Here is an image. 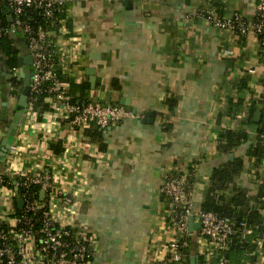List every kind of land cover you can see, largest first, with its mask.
<instances>
[{"label":"crops","instance_id":"obj_1","mask_svg":"<svg viewBox=\"0 0 264 264\" xmlns=\"http://www.w3.org/2000/svg\"><path fill=\"white\" fill-rule=\"evenodd\" d=\"M215 3L224 15L239 13L249 23L257 11L256 0L67 1L70 30L59 41L67 50V76L76 83L90 82L87 72L94 70L96 87L87 93L89 100L110 99V104L121 105L123 99L125 107L137 110L139 120L154 114L153 122L137 124L133 117L111 124L103 149L97 139L75 132L67 120L54 115L48 97L38 102L32 115L25 112L26 123L14 140V168H6L2 160L0 169H11L14 177L52 171L57 190L73 198L68 210L58 201L56 214L79 235L92 238L93 264H166L176 232L170 228L161 189L175 168L188 172L198 164L191 191L195 209L207 196L213 171L234 156L244 161L238 184L252 196L264 185V159L257 164L247 155L264 109L247 128L251 140L235 155H220L214 148L221 128L242 126L240 116L218 118L228 98H242L249 109L251 92L264 95V68L254 30L240 41L205 22L200 13ZM10 37L19 57L30 55L23 38ZM226 50L231 51L228 57L223 55ZM239 69L251 76L249 90L232 88ZM13 70L6 67L0 50V149L23 89L22 84L12 91ZM168 96L173 97V110L163 118ZM16 164L22 173L14 170ZM10 202L7 194H0L1 218L11 215ZM193 226L189 223L187 236L195 247L192 261L198 258L195 264H201V256L207 264V246L196 219ZM258 254L257 264H264V246Z\"/></svg>","mask_w":264,"mask_h":264},{"label":"built area","instance_id":"obj_2","mask_svg":"<svg viewBox=\"0 0 264 264\" xmlns=\"http://www.w3.org/2000/svg\"><path fill=\"white\" fill-rule=\"evenodd\" d=\"M67 1L0 0V25L3 15L10 20V25L0 26V35L23 38L33 57L31 95L26 112L32 115L39 98L46 94L52 99L51 110L54 115L67 120L75 132L85 133V129L93 125L106 129L111 124L133 118V112L122 105L102 104L92 100L70 102L69 85L61 80V74L69 75L67 50L59 42L62 35L70 30L67 27L68 18L62 20L60 29L50 30L26 17L28 9L37 10L48 20L67 14ZM256 4V20L252 24L239 13L220 15L215 8L202 11L201 18L213 27L234 35H247L252 29L257 38L264 37V0H256ZM3 9L6 11H2ZM223 55L228 57L231 51L226 50ZM18 72L20 74V68L13 70L12 79H21ZM17 152L18 146L13 143L3 159L7 163L6 168L13 164ZM16 168L15 171L22 173L18 164ZM5 175L10 180L14 179L11 169H0V194H7L13 210L7 218L0 217V264H93L88 252L90 248L93 249L92 238L89 235H79L56 214L58 201H62L68 210L73 205V198L57 190L52 171L43 169L32 177L23 173L19 176L21 181L14 182L13 187L6 185ZM188 176L184 170L175 168L166 175L162 185L161 192L169 207L170 228L176 232V238L169 243L166 264L184 262L181 248L187 245L191 216L198 221L200 235L206 242L207 250L203 257L207 264L216 255L220 256L221 252L229 250L232 237L238 232H242V240L253 233L246 222H236L215 212L195 209L188 188ZM32 186L40 188L39 196L37 192L30 194ZM20 188L22 192L19 191ZM42 192L45 193L44 200H41ZM16 200L24 202L23 207L19 206L23 209L21 215H16ZM10 220L14 224H10ZM219 264H228L227 258L222 257Z\"/></svg>","mask_w":264,"mask_h":264},{"label":"trees","instance_id":"obj_3","mask_svg":"<svg viewBox=\"0 0 264 264\" xmlns=\"http://www.w3.org/2000/svg\"><path fill=\"white\" fill-rule=\"evenodd\" d=\"M213 8L220 15L225 13L220 8L218 3H215ZM2 11H6L3 9ZM201 15V13H200ZM27 18H32L38 25L44 26L46 29L58 30L61 27V22L63 19L68 18L66 13L62 15H57L56 18L48 20L44 18L37 10L28 9ZM256 20V15L252 23ZM249 23V22H248ZM249 23V24H252ZM2 26L10 25V20L3 15ZM0 25V26H1ZM69 19L67 21V27L70 28ZM236 37L241 41L244 40L246 35L242 33H237ZM259 47V64L264 68V37L258 38ZM0 50L3 54L5 65L8 69L19 68V54L20 51L15 45V41L9 35H0ZM239 76L233 82L232 88L237 91L249 90V83L251 81V76L248 75L247 71L244 69L238 70ZM61 80L69 85L68 95L70 96L71 103L77 102H87L89 101L87 93L91 90V84L88 80H84L81 83H76L72 78L67 75L61 74ZM12 91L17 92L18 86L23 84L22 79H12ZM264 87V79L261 80ZM251 101L249 102V109H246L245 100L235 96L228 98L225 109L219 114V119L223 116H227L231 119H236L238 116L241 117L240 124L241 127L236 128H221L219 132V137L215 141L214 148L220 155H230L234 154L240 147L247 144L251 140V136L247 128L254 124V116L257 111H263L264 109V95H253ZM48 95H42L39 98V102H44V99L48 98ZM173 101L172 96H168L164 102V107L162 108L161 115L166 118V113H171L173 107L171 102ZM118 105V104H115ZM129 109V108H128ZM46 110H49L47 107ZM264 120L260 123L261 126L257 131L255 137V144H251L248 148L247 155L249 157H254L257 164L262 162L264 159ZM263 123V124H262ZM107 129V128H106ZM106 129H100L97 126H91L85 129V134L92 137L94 140L98 141L101 148H105L104 143V133ZM58 153L61 152L60 149H56ZM235 155V154H234ZM189 170L188 173V188L192 191V185L196 179V166ZM244 171V161L240 158L234 156L232 160L228 163L220 166L213 171L210 178V184L207 196L201 206L204 211H211L217 213L221 217H228L234 219L236 222H246L249 227L252 228L253 233L249 235L246 239L242 240V232H238L232 237L230 242V248L226 252H221L220 256H215L211 264H219L222 257H226L228 264H257L259 258V247L264 246V217L262 215V210H264V185L261 186L259 193L255 196L250 194V191L245 187L238 184L237 179ZM6 185L13 187L14 182H20L19 177H14L10 180L8 176L5 175ZM22 192V189L20 190ZM30 194L37 192V196L40 195V188L37 186H32L30 188ZM16 215H21L23 209L18 207L16 200L15 204ZM187 245L181 248V254L183 256L184 262L182 264H192V253L195 250L193 243L190 239H187ZM90 254V260L93 261L94 250L90 248L88 250ZM199 263L205 264L203 258L199 256Z\"/></svg>","mask_w":264,"mask_h":264},{"label":"water","instance_id":"obj_4","mask_svg":"<svg viewBox=\"0 0 264 264\" xmlns=\"http://www.w3.org/2000/svg\"><path fill=\"white\" fill-rule=\"evenodd\" d=\"M32 64H33V57L31 55L29 56H22L19 57V68H20V78L23 80V89L21 91V94L19 95L18 98V104L16 106V109L14 111L13 117L9 120V124L7 129L2 133V137H3V141L1 143V149H0V161H2L9 149L11 148L12 144L14 143L15 137L18 134V131L20 129V126L26 123V116H25V112H26V107L28 104V100L29 97L31 95V80H32ZM88 75L90 76V83H91V88L92 90L95 89V84H96V78H95V72L94 70L88 71L87 72ZM94 102H99L102 104H106L110 102V99H107V101H99V100H94ZM121 105L122 106H127L128 104H125L123 99L121 100ZM134 123L137 124H142V123H146V122H153L154 119V114L152 113H148L146 115V118L143 120H139V118L137 117V110L135 109L134 112ZM261 113L258 112L255 115V120H257L258 118H260ZM232 157V156H231ZM45 197V193L42 192L41 193V200H44ZM18 204L20 207H23L24 202L23 200H19ZM193 222H194V217H190L189 218V223H190V227L193 228ZM200 228V226H199ZM198 258H196V260L192 261V264L197 263Z\"/></svg>","mask_w":264,"mask_h":264}]
</instances>
